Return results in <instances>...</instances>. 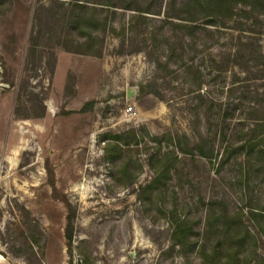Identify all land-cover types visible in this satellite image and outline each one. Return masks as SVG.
<instances>
[{
    "label": "rangeland",
    "instance_id": "rangeland-1",
    "mask_svg": "<svg viewBox=\"0 0 264 264\" xmlns=\"http://www.w3.org/2000/svg\"><path fill=\"white\" fill-rule=\"evenodd\" d=\"M73 2L0 14V264H264V0Z\"/></svg>",
    "mask_w": 264,
    "mask_h": 264
},
{
    "label": "trees",
    "instance_id": "trees-1",
    "mask_svg": "<svg viewBox=\"0 0 264 264\" xmlns=\"http://www.w3.org/2000/svg\"><path fill=\"white\" fill-rule=\"evenodd\" d=\"M74 1L75 2H73V10L71 11V15H73L74 13H76V7L75 6H79V4H81V3H79V0H74ZM227 1L228 0H206L207 5L209 7H212V6H217V7L222 6L223 7V5L226 4ZM237 1L243 3L244 0H237ZM5 3L6 4L8 3L7 5H9L11 3V0H0V14L5 10V8H3V6L5 5ZM222 7L219 8V9H222ZM92 10H93V12L96 13V11H95L96 9L93 8ZM194 11H197V10H194ZM219 11H222V10H218V12ZM232 11H233V8H229L228 7V13H227V16L228 17H230L232 15V13H233ZM193 17H196V16H193ZM205 17H206V21H207V23H205V24H208V22H211L209 24L216 25V24H214V23H216V21H217L216 19L218 18V15H217L216 12L214 14H210V13L209 14H206ZM182 19L189 20L191 22H195L194 19L188 18V17L187 18H182ZM194 27L195 26H192L191 28H194ZM86 53H90V52L87 51ZM191 68L193 69L194 68V65L190 64V65L187 66V69H191ZM196 71H198V70H196ZM141 91L144 93L146 90L145 89H142ZM198 149L201 151V154H203V156L208 157V158L211 157V154H212V150L211 149L207 150V152L203 151V149L200 146L198 147ZM245 149H246V152L245 153L247 155H250L251 153H255V151H257L259 153L262 151V150H255V145L252 144V143H249L248 144V142L245 145ZM72 220H73V214L72 215L69 214L67 216V221H68L67 223L68 224H67V227H66L65 236L67 238V249H68V251H69L70 254H71L72 248H73V224H72ZM183 230H184L183 227H179V229H178V231H180V232H182Z\"/></svg>",
    "mask_w": 264,
    "mask_h": 264
},
{
    "label": "water",
    "instance_id": "water-1",
    "mask_svg": "<svg viewBox=\"0 0 264 264\" xmlns=\"http://www.w3.org/2000/svg\"><path fill=\"white\" fill-rule=\"evenodd\" d=\"M138 93V88L135 86H128L127 87V97L131 99L134 95Z\"/></svg>",
    "mask_w": 264,
    "mask_h": 264
},
{
    "label": "built area",
    "instance_id": "built-area-1",
    "mask_svg": "<svg viewBox=\"0 0 264 264\" xmlns=\"http://www.w3.org/2000/svg\"><path fill=\"white\" fill-rule=\"evenodd\" d=\"M134 112V104H129L128 107L125 109V115H131Z\"/></svg>",
    "mask_w": 264,
    "mask_h": 264
},
{
    "label": "crops",
    "instance_id": "crops-1",
    "mask_svg": "<svg viewBox=\"0 0 264 264\" xmlns=\"http://www.w3.org/2000/svg\"><path fill=\"white\" fill-rule=\"evenodd\" d=\"M3 256L2 255H0V258H2Z\"/></svg>",
    "mask_w": 264,
    "mask_h": 264
}]
</instances>
